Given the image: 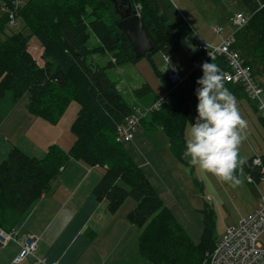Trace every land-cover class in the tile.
<instances>
[{"label": "trees", "instance_id": "obj_1", "mask_svg": "<svg viewBox=\"0 0 264 264\" xmlns=\"http://www.w3.org/2000/svg\"><path fill=\"white\" fill-rule=\"evenodd\" d=\"M3 1L7 3L8 10L0 14V102L16 106L27 96V110L52 125L64 115L71 101L78 103L79 108L71 125L76 140L69 150L64 151L60 146L51 144L43 157H34L16 146L6 158L0 159V226L7 231L14 230L36 200L50 190L52 182L58 178L62 169L70 161L77 160L102 171L93 195L100 201L108 202L110 214L116 213L129 198L136 202L127 218L142 230L138 238V251L143 259L151 264L173 263L177 259L175 253L186 250L182 244L183 227L171 209L164 205L159 192L133 157L128 142L116 140L118 126L135 113V104H131L125 91L108 75L107 69L136 63L143 57L150 60L157 79L161 81L165 91L168 90L169 97L160 106L152 105L161 95H155L153 100L140 105L146 115L140 120L137 130L143 122L151 119L155 125L147 122L142 135L150 137L149 131L161 128L168 139L171 155L174 159L185 162L183 152L187 139L186 128L191 126L196 116L195 81L202 75V71H191L182 82L174 84L169 72L171 66L177 64L171 63L163 70L155 61L154 55L160 52L170 62L172 54L180 49L186 34L161 10L159 0H131L133 9L140 15L155 44L152 51L136 58L128 37L117 27L120 17L111 0H107L111 10L108 9L105 15L94 14L89 21H74L67 14L68 18L60 16L57 23L46 22L43 18L38 19L34 25L30 24V27L26 23L21 4L15 5L13 0ZM240 1L249 14L248 24L252 23L257 11L263 7L264 0ZM20 21L23 29L15 28ZM256 27L255 24L248 25V33L244 29L235 31L236 43L233 44V48L239 50L246 63L252 67L255 76L264 74V60L248 59V40L252 35L258 34ZM233 31L231 28V33ZM93 36L99 44L91 49L88 43ZM32 38H36L43 47L42 63L29 50ZM95 52H108L112 58L106 65L100 66L93 60ZM211 62L219 66L223 76L230 70L224 56H218ZM224 83L233 97H248L264 123L259 101L251 98L244 85L227 82L225 79ZM152 92V87L145 82L140 87L133 88L131 94L142 98ZM151 106L156 109L149 110ZM93 119L94 124L91 122ZM104 126L110 136L105 134L111 140L100 142L96 138L102 135ZM134 138L129 141L130 144ZM91 144L100 148L101 152L97 154L91 150ZM252 162V158L247 160L242 173H252L260 181L261 168ZM236 174L242 178L241 173ZM195 182L198 184L197 179ZM206 204L203 209L198 210L203 215L202 238L198 245L192 243L198 258L203 256L202 260L206 252L216 244V212L212 205Z\"/></svg>", "mask_w": 264, "mask_h": 264}, {"label": "rangeland", "instance_id": "obj_2", "mask_svg": "<svg viewBox=\"0 0 264 264\" xmlns=\"http://www.w3.org/2000/svg\"><path fill=\"white\" fill-rule=\"evenodd\" d=\"M159 2L161 10L168 15L170 21L177 28H180L186 34L189 42L195 47V51L188 47L184 39L180 49L172 54L170 62H167L160 52L154 55V59L163 70L171 63L177 64L176 66L179 71L186 73L185 75L179 74L183 79L193 70L194 61L198 57V52H200L196 34L206 41L209 40L210 43L211 41H219L223 37L226 38V36L233 33H231V28H233L232 18L234 16L239 12L243 13L244 17H248L249 15L240 0H159ZM21 7L25 13L26 23L29 27L30 24L34 25L38 22V19L43 18L46 22L57 23L60 16L65 15L66 17L67 14L74 21H89L94 17V14L103 13L105 15L108 9H112L107 0H23ZM7 10V3L0 0V14L7 12ZM101 17L105 18L104 16ZM250 24L257 25L258 34L252 35L248 40V59L257 61V59L261 58V60H264V4L257 11L252 23L248 24L247 20V22L239 24L240 26L236 24V29L233 28V30L244 29L243 31L248 33L250 31L248 30L250 29L248 25ZM20 27L23 29L21 21L15 28ZM214 27L218 28L220 32H216L213 29ZM188 34H191V37ZM235 43L236 36L234 33ZM98 44L99 42L93 36L88 43V47L94 49ZM29 50L42 63L41 55L43 47L36 38H32ZM243 54L246 53L243 52ZM93 58L100 66H104L112 57L108 52H95ZM181 68H184L185 71H182ZM107 73L114 81H117L120 89L125 91L127 98L135 106L144 105L153 100V96L159 97L163 94V91H159V86L161 87L163 84L157 79L154 68L147 57H143L136 63L131 62L107 69ZM256 79L264 87V74L257 75ZM145 82L153 89L150 95L137 98L131 94L133 88L140 87ZM156 92L158 93L156 94ZM247 98L244 96L234 97L236 107L239 106L237 108L239 114L247 122V128L241 130V135L247 136L248 140H242L239 145V155L246 160L251 158L254 160L259 157L262 163L256 166L261 168L264 167V123L260 118V114L256 113L253 104ZM27 99L28 97L24 96L16 106L0 102V137H2V142L6 145L12 142L14 143V147H16L15 144L17 143L19 145L17 147H25L29 152H34L38 155L34 157H43L51 144L60 146L64 151L69 150L76 140L71 131V125L77 117L78 103L71 101L64 115L54 124L56 126H52L45 123L42 117L32 114L27 110ZM71 117L72 119H70ZM91 122L94 124V119ZM147 122L154 124L151 122V119L143 122L138 128L134 140L131 144L128 142V146H130L133 157L145 171L149 169L158 170L160 183L173 181L170 182L173 184L169 187L170 189H167L160 196L163 199L164 205L171 209L183 227L184 240L182 244L186 250L184 249L182 252L178 250L175 253L177 259L173 263L167 262V260L166 262L167 264H201L203 256L202 258H198L192 247V243L194 245L200 243L204 232L202 224L203 215L198 210L203 209L205 203H207L206 205L213 206L216 212L215 239L218 241L228 227L236 223L238 224L261 205L264 197V180L257 181L253 177L254 181H250L248 173L243 174L239 172L242 174V184L240 186H232L229 182L219 179L215 175L200 169L198 166L190 165L188 162L189 158L187 157L185 162H180L173 157L171 160L165 158V153L170 149L167 145L168 139L161 128H157L153 132L149 131L150 138L158 149V152L156 151L158 157L154 160L148 159L149 155L146 151L142 148H137L138 153L146 159L141 163L133 153L131 146L134 143H140L139 137L142 135L143 127L146 129ZM66 127L69 131H64ZM102 129L104 130L103 132L101 130L102 135L96 139L100 142L107 141L108 139L111 140V137L107 138L108 135L110 136L107 128L104 126ZM89 132L93 133V131ZM68 134L75 140L71 147L66 149L62 146ZM90 149L97 154L101 152L100 148L93 144H91ZM250 150L251 153H249ZM170 171L173 172L175 178L172 177ZM178 171L179 173H177ZM195 179L198 180V184L195 182ZM151 180L158 189H162L159 182H155L153 178ZM131 200L134 202L133 199ZM128 209L129 206L127 204L123 205L119 214L120 212L125 213ZM128 213L123 214L124 217L126 216L127 218ZM139 232L141 234L142 230L140 229ZM202 263L204 264V260H202Z\"/></svg>", "mask_w": 264, "mask_h": 264}, {"label": "crops", "instance_id": "obj_3", "mask_svg": "<svg viewBox=\"0 0 264 264\" xmlns=\"http://www.w3.org/2000/svg\"><path fill=\"white\" fill-rule=\"evenodd\" d=\"M188 36L191 37V34ZM199 55L200 52L197 56ZM181 70L185 71L184 68ZM179 73L182 72L179 71ZM185 74V72L182 73V75ZM159 91L164 93L165 88L159 86ZM67 130L69 131L66 127L64 131ZM189 131L190 128L187 127V138ZM245 137L248 140V137ZM139 138L140 143H134L131 149L140 162L146 159L138 153L137 148L145 150L149 155L148 159H156L158 149L150 137L141 135ZM74 140L68 134L62 147L69 149ZM13 144L11 142L6 145L0 137L1 160L6 158L14 147ZM15 145L19 146L17 143ZM20 148L26 153L29 152L25 147ZM28 154L38 156L34 152ZM172 157L170 150L165 153V158L171 160L174 158ZM145 173L152 183L151 178L161 184L162 189H158L153 183L160 195L173 185L170 183L173 182L171 180L167 183H160L157 169H149ZM170 174L174 177L172 171ZM101 176L102 171L99 168L88 167L80 161L72 160L52 182L50 190L36 200L29 211L18 221L14 231L21 237L28 235L36 238L37 257L47 258L49 262L58 260L61 264H151L145 261L138 251L140 228L130 223L123 215L134 209L136 202H132L129 198L116 213L110 214L108 202L100 201L93 195V189ZM126 204L129 209L119 214L123 205ZM20 250L21 247L15 241L0 248V264H42L33 257L22 262H15V257Z\"/></svg>", "mask_w": 264, "mask_h": 264}, {"label": "built area", "instance_id": "obj_4", "mask_svg": "<svg viewBox=\"0 0 264 264\" xmlns=\"http://www.w3.org/2000/svg\"><path fill=\"white\" fill-rule=\"evenodd\" d=\"M22 2L23 0H13L15 5H20ZM247 20L248 17H244L243 13H238L232 20L234 29H236V24L240 26L239 24L247 22ZM213 29L218 33L220 32L216 27ZM234 33L235 30L226 38L224 37L215 43H210L197 36L201 53L193 64V70L202 71L200 66L203 62H211L218 56H224L230 66V70L224 74L225 81L242 83L251 98L259 101L260 109L264 115V89L256 80L252 67L246 63L240 51L233 48ZM169 76L174 84H179L184 80L180 77L176 67L170 68ZM168 97L167 91L152 106L162 105L168 100ZM152 106L149 108L151 111L156 109H152ZM145 115L146 111L136 109L133 115L126 118L125 122L118 126L116 140L118 142L131 141L141 118ZM262 173L264 176V168ZM11 241H15L21 247L20 252L15 257V262H22L33 257L42 264H61L58 260L49 262L47 258L37 257L38 243L34 236L19 237L16 231H7L0 226V248L5 247ZM204 264H264V197L257 209L223 233L214 248L206 252Z\"/></svg>", "mask_w": 264, "mask_h": 264}, {"label": "clouds", "instance_id": "obj_5", "mask_svg": "<svg viewBox=\"0 0 264 264\" xmlns=\"http://www.w3.org/2000/svg\"><path fill=\"white\" fill-rule=\"evenodd\" d=\"M197 36L199 35L196 34V39ZM185 43L195 51V47L187 37H185ZM200 67L202 75L196 79L197 87L194 89L197 98L196 116L191 124L188 138L185 140L183 155L189 158L190 165L198 166L219 179L229 182L232 186H240L242 179L236 173H242L247 160L239 155V145L246 138L241 135V130L247 128V122L239 114L232 93L225 87L223 72L219 66L212 62H203ZM262 88L264 89L263 86ZM136 109L143 110L140 105L135 106ZM143 118L145 116L141 120ZM252 163L260 165L262 161L257 157ZM263 168L261 167L260 170V180H264ZM248 175L249 180L254 181L253 175L251 173Z\"/></svg>", "mask_w": 264, "mask_h": 264}, {"label": "water", "instance_id": "obj_6", "mask_svg": "<svg viewBox=\"0 0 264 264\" xmlns=\"http://www.w3.org/2000/svg\"><path fill=\"white\" fill-rule=\"evenodd\" d=\"M120 20L117 27L128 37L136 58L143 57L155 48V44L145 29L144 23L135 10L131 0H111Z\"/></svg>", "mask_w": 264, "mask_h": 264}]
</instances>
